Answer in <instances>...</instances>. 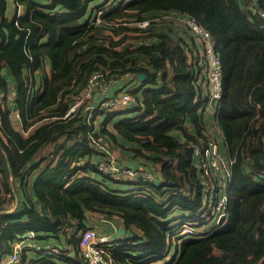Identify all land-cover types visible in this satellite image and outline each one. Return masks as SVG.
<instances>
[{
	"label": "trees",
	"instance_id": "16d2710c",
	"mask_svg": "<svg viewBox=\"0 0 264 264\" xmlns=\"http://www.w3.org/2000/svg\"><path fill=\"white\" fill-rule=\"evenodd\" d=\"M16 2L24 12L7 16L0 0V255L30 230L38 233L34 239L51 235L62 255L67 246L77 250L90 227L86 210H97L133 231L136 244L112 252L117 264H264V16L251 13L248 0H106L94 6V14L103 10L96 22L95 15L81 20L87 0ZM254 8L264 9V1ZM181 12L211 32L221 58L213 119L234 161L224 223L173 245L167 234L178 222L169 218L202 204L200 157L188 142L206 139L211 108L201 48L179 21ZM146 19V27L136 25ZM144 31L151 35L146 43ZM96 69L117 80L92 99L87 119V100L68 110ZM36 72L41 80L33 93ZM138 73L144 77L128 93L132 108L100 105ZM14 110L21 130L12 123ZM106 147L117 150L118 165L158 174L153 181L129 180L140 185L132 191L98 169L111 153ZM11 177L18 203L6 212L14 201ZM39 254L44 264H58ZM76 256L66 259L82 264Z\"/></svg>",
	"mask_w": 264,
	"mask_h": 264
},
{
	"label": "built area",
	"instance_id": "2783aa9c",
	"mask_svg": "<svg viewBox=\"0 0 264 264\" xmlns=\"http://www.w3.org/2000/svg\"><path fill=\"white\" fill-rule=\"evenodd\" d=\"M114 0H111L113 2ZM121 1V0H116ZM255 4L247 2V7L253 14L264 16V9L258 11L254 8ZM102 9L97 10L94 21L100 22ZM179 21L185 28L189 30L191 35L198 41L201 51L200 66L206 72L208 89L211 98L214 99L213 108L219 102L222 94V78H221V58L216 52L214 40L211 32L198 23L195 17L181 12ZM124 23V22H122ZM141 23V25H140ZM150 24V20L138 21L137 26L146 27ZM142 34L145 37L140 39V42L146 43L151 39L147 31ZM128 73L124 74L121 78H126ZM117 78H108L100 69L93 70L87 80L86 86L81 90L84 98H89L91 95L96 94L107 89L109 86L116 82ZM126 100L130 101L132 98L126 94ZM80 104V100L72 102L69 107V112L74 111ZM105 106L104 103H100ZM92 105H87V119L92 116L90 110ZM213 118V117H212ZM214 119L208 125L209 128H214ZM206 123V128L209 130ZM189 146L194 149L196 154L200 157V183L203 188L202 204L194 211H184L177 218L178 225L176 229H171L167 234V241L174 242L177 238L200 237L209 234L216 230L220 224L224 223L226 218V211L229 201V188L231 180V165L234 159L230 157L225 147L221 146L214 138H209L203 143L190 141ZM107 150V149H106ZM108 152V150H107ZM109 153V152H108ZM108 161V158L103 159ZM111 166H117L122 171L131 175L129 180L141 179L143 181H153L155 172L146 167H141L146 170H141L129 165H117L114 160L110 162H103L99 165V169L104 173L109 174ZM109 172V173H108ZM111 174V173H110ZM154 177V178H153ZM20 234L17 240L12 243L11 250L6 255V262L13 264L19 262L21 252L24 249H34L39 253L46 255L61 256V250L56 245L51 243L39 244L34 241V233H29L27 236ZM22 237L20 238V236ZM166 241V242H167ZM136 240H125V237L118 234H105L98 233L94 228L88 227L80 234L79 239V255L82 259V264H117L113 258L112 252L115 248L134 246ZM36 258H30L26 264H36Z\"/></svg>",
	"mask_w": 264,
	"mask_h": 264
},
{
	"label": "crops",
	"instance_id": "0c3cea01",
	"mask_svg": "<svg viewBox=\"0 0 264 264\" xmlns=\"http://www.w3.org/2000/svg\"><path fill=\"white\" fill-rule=\"evenodd\" d=\"M35 1L38 2V3H40V4H48L49 3L48 0H35ZM104 1H106V0H87V3H88L87 4V10L85 11V14L82 16L81 20L82 21H85V20H87V18H91L92 16L94 17V15H96V14H94V9L96 8L94 6L100 5ZM110 1L111 0H109V2ZM258 1L259 0H248V2L249 3H252V4H257ZM92 7H94V8H92ZM58 9L61 10V8H58L57 7V10ZM23 12H24V7L22 5H20V4H18L16 2V0H6V10H5V13H6L7 16H13L14 14H16L18 16V15L22 14ZM93 17H92V19H93ZM129 34L132 35L133 32L131 31V32H129ZM44 72L47 75H49L50 72H51V65H50V63L48 61H47V63L45 62ZM35 78H36V80H35V83L33 85V93L40 86V80H41L40 73L36 72L35 73ZM138 80L132 81L131 84L140 85L137 88V89H140L141 86H142V84H141L140 79H138ZM7 94H8L7 103L10 106V104H12V99H13V97L15 95V89H14V82L13 81H11L10 84H9V89H8V93ZM0 102H3L1 100V98H0ZM115 108L116 109H125L124 107H115ZM206 109L208 111L205 113V117H208V118L210 117V119L207 120V125H208V123L211 120H213V118H214V108L211 106V108L210 107H207ZM11 120H12V123H13L14 127L17 128V129H19V130H21L22 123H21V120L19 118V114H18L17 111L14 110V111L11 112ZM208 128H209V125H208ZM28 132H30V131H22V134L23 135H27ZM209 138H214L219 143H221V141L223 142V140H224L223 139V133L220 131V129L218 128V126L216 124H215V127L214 128H209L208 135H207L206 139H204V140H198V141L192 139L190 141L203 143V142H205ZM189 142H188V145H189ZM221 146L223 147L224 144L221 143ZM150 170H152V169H150ZM152 171L155 172L154 170H152ZM155 174H158V171H156ZM32 175L30 176V179H31ZM34 178H35V174H34L32 180H34ZM140 180L141 179H132L130 181L131 182H139ZM13 186H14V184H13ZM14 189H15V187H14ZM86 213H87L86 219H87V222L89 223L88 226L94 228L98 233L118 234V235H121V234L118 233L119 228L122 227L124 230H126V228H124L122 226V224L120 223V221L117 220L118 219L117 217H113L112 219L109 218V217H107V216L105 217V215L102 212L97 211V210H86ZM127 229H130V228H127ZM131 232H132V235H133V231L132 230H131ZM34 233H35V236L38 235V233H36V232H34ZM44 234H45L44 232H41V235H44ZM122 236L125 237V233ZM132 238H133L132 236L129 237V238H126L125 237V240H128V239L129 240H133ZM35 241L37 243H39V244L51 243V244L55 245L54 244L55 243L54 242V238L51 237V235L48 236V237L45 236V237L36 238ZM65 248H67V250L63 254L64 256L62 254H61V256L50 255L47 258H50L52 261H54V262H56L58 264H74L71 261L67 260L66 257L77 258L76 255L77 254L79 255V248H77V250H75L72 246H70V247L67 246ZM115 249H117V248H115ZM115 249H114V252H115ZM22 254H24V260H22ZM6 255H7V252L0 255V264H10V263H7L6 262ZM79 257H80V255H79ZM30 258H36V260H37L36 264H44L43 263V260H42L43 258L39 254V252H37L34 249L32 250V249H29V248L24 249L22 251L21 255H20L19 262H16V263H13V264H22V263H25V261L27 263V261Z\"/></svg>",
	"mask_w": 264,
	"mask_h": 264
},
{
	"label": "rangeland",
	"instance_id": "374dc122",
	"mask_svg": "<svg viewBox=\"0 0 264 264\" xmlns=\"http://www.w3.org/2000/svg\"><path fill=\"white\" fill-rule=\"evenodd\" d=\"M138 24V22H136V25ZM140 25H141V23H140ZM126 42H129V43H131V41L130 40H127ZM127 78H129V77H127ZM132 80V78H130L129 80H127V82L128 81H131ZM138 80V79H137ZM139 81V80H138ZM130 85L128 86V88H126V89H124V90H122L120 93H119V90L116 92V93H119L117 96L116 95H114V96H111V95H108L107 96V98H104V99H102V102L101 103H104L105 104V106H107V107H112V108H115V107H121V106H123L124 108H132L133 107V105L132 106H130L131 105V102H128V103H126V102H124V100H126V94H128V93H130V90H132V91H134V92H137L136 91V89L140 86V85H135V84H131V82L129 83ZM106 90H109V88H107V89H105V90H103V91H101V92H106ZM100 93V92H99ZM99 93H97L96 94V92H95V95H91L89 98H84L83 97V95H82V93H76V94H74V96L72 97L73 98V101L72 102H74V101H76V100H80V104H83L84 102H85V100H87V102L88 103H90V105H92L91 103L93 102V100L92 99H94L95 98V96L96 95H98ZM135 96V95H134ZM136 97V96H135ZM139 97V95L136 97V98H138ZM135 98V99H136ZM94 101H98V99L97 100H94ZM79 104V105H80ZM130 106V107H129ZM132 112V114H140V112H138V111H136V110H134V111H131ZM107 148V150H109L111 153L109 154V157H107L108 158V161H105V160H100L99 161V163L97 164V167H98V169H99V165L101 164V163H103V162H110V160H114L115 161V163H116V159H117V150H112V149H110L109 147H106ZM117 164V163H116ZM118 165V164H117ZM141 167H146V168H149V167H147V166H141ZM141 167H138V168H140L141 170H146V169H144V168H141ZM100 170V169H99ZM101 171V170H100ZM102 172H104V171H102ZM109 173V172H108ZM111 173V174H110ZM110 173H109V175H112L115 179H117V180H120V181H123V185L124 186H126V187H128V188H131L132 189V191H136L137 189H139V187H140V185H135V184H131V185H129V177H131V175L130 174H128V173H126V172H124V171H122L119 167H117V166H111V170H110ZM154 178V177H153ZM100 179V178H99ZM121 182H118V183H116L117 185L118 184H120ZM102 186H105V183L104 184H102ZM106 187V186H105ZM133 187V188H132ZM13 203H14V201L12 202V204L9 206V208H11L12 206H13ZM8 208V209H9ZM170 219V222L171 223H175V222H177V220L178 219H172L171 217L169 218ZM35 231H32V230H30V231H28L27 233H25V234H23V235H28L29 233H34ZM22 237V235L20 236V238ZM17 238L18 237H16V239H15V241L17 240ZM34 238H35V236H34ZM34 241H35V239H33ZM167 243H169V240L167 241ZM172 244H173V242H172ZM174 245V244H173ZM174 250V249H173ZM173 250L171 251V252H173ZM172 253H169L168 255L170 256Z\"/></svg>",
	"mask_w": 264,
	"mask_h": 264
},
{
	"label": "water",
	"instance_id": "95a60500",
	"mask_svg": "<svg viewBox=\"0 0 264 264\" xmlns=\"http://www.w3.org/2000/svg\"><path fill=\"white\" fill-rule=\"evenodd\" d=\"M137 77H138V79L141 80L142 77H144V74L143 73H138ZM210 103H211V105H213V103H214V99L213 98H211ZM10 184H11V190H12L13 196H14V203H13V206L11 208L6 209V212H11L12 210H14L16 208V206H17V203H18V197H17V194H16L14 186H13L12 177H11V180H10ZM118 233L119 234H124L125 233V237L126 238H129V237L132 236V232H131L130 229L124 230L122 227L119 228Z\"/></svg>",
	"mask_w": 264,
	"mask_h": 264
}]
</instances>
